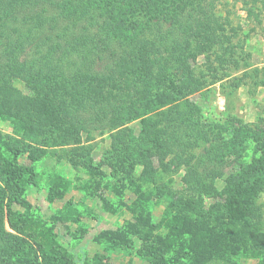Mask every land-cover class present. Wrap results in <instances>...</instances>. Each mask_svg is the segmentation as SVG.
Returning a JSON list of instances; mask_svg holds the SVG:
<instances>
[{
  "label": "trees",
  "instance_id": "trees-1",
  "mask_svg": "<svg viewBox=\"0 0 264 264\" xmlns=\"http://www.w3.org/2000/svg\"><path fill=\"white\" fill-rule=\"evenodd\" d=\"M205 1L0 0V114L2 90L11 87L12 79L21 80L33 91L27 100L32 109L22 113L25 137L33 134L43 144L49 137L55 140L51 146L73 145L68 158L76 166L88 158L78 148L82 133L90 137L94 131L115 130L154 115L173 122L168 138L158 127L160 120L146 124L137 139L127 128L112 136L111 158L122 165L131 161L132 167L143 164L145 179L153 173V154L166 144L186 148L205 144L198 155L174 153L169 161L166 151L157 155L163 172L183 167V191L178 196L166 184L157 187V198L167 195L179 214L166 221L164 237L152 238L144 246V257L153 264H172L169 258L174 254L193 264H234L230 259L241 254L258 257V264H264V219L257 206L264 192V151L246 163L237 147L235 161L241 168L225 177L232 147L223 140L222 128L204 127L198 107L189 101L203 87L190 58L213 51L215 61L224 64L222 55L229 50L216 33V24L208 23L211 4ZM216 45L223 54L214 50ZM149 102L150 110L140 111ZM252 127L242 125L235 133L240 139L251 136ZM231 140L239 146L237 139ZM23 168L13 167L12 181ZM218 179L222 187L215 186ZM5 193L0 187V264H39L37 249L46 264H71L60 257V250L54 255L52 234L40 233L33 249L4 230L3 212L9 206L3 203ZM60 194L52 191L49 201ZM205 199L216 201L205 209ZM16 203L29 207L19 198ZM67 209L68 219L73 210Z\"/></svg>",
  "mask_w": 264,
  "mask_h": 264
},
{
  "label": "rangeland",
  "instance_id": "rangeland-1",
  "mask_svg": "<svg viewBox=\"0 0 264 264\" xmlns=\"http://www.w3.org/2000/svg\"><path fill=\"white\" fill-rule=\"evenodd\" d=\"M205 2L211 4L208 23L211 22V26L216 24V33L222 45L229 50L223 54L224 50L219 49V45L214 48L227 60L224 64L215 61L213 51L190 58L189 65L203 87L189 96V101L198 107L204 127L222 128L223 140L231 145L233 154L224 172L227 177L241 168L240 163L235 161L238 159L237 147L242 152V161L246 163L253 156H263L264 0ZM201 34L207 35L202 31ZM1 96V105L4 106L0 114V187L6 190L3 203L9 202L3 212L4 230L24 239L33 249H37L40 233H43V237L52 234L55 240L54 255H57L56 249L60 250V257L70 259L71 264H153L144 257V246L152 238L164 237L168 232L166 221L179 214L170 207L171 199L167 195L157 198L156 189L166 184L179 196V191H183L181 177L184 172L183 167L177 170L174 166L161 171L156 157L162 151H166L167 161L174 153L198 155L205 144H192L188 148L169 147L166 144L158 154L152 153L153 173L145 179L143 164L132 167L131 161L128 165H122L119 160L111 158L112 136L127 128L130 136L137 139L146 124L160 120L158 127L168 138L174 124L164 122L161 116L139 117L115 130L94 131L90 137L82 133L78 148L80 154H88V158L76 166L68 158V150L73 145L51 146L50 142L54 144L55 140H49V137L44 140L49 142L47 144L40 142V138L33 134L25 137L21 121L26 116L22 113L32 109L27 100L33 96V91L27 89L24 82L12 79L11 87L2 90ZM151 103L140 111H149ZM63 117L60 115V118ZM230 124L234 126L230 127ZM242 125L253 126L251 136H241L240 139L236 135L235 129ZM232 138L240 142L239 146L237 141L231 144ZM129 152L131 154L132 151ZM84 155L81 156L84 158ZM14 166L24 168L12 181ZM223 185L222 180L215 181L216 187ZM52 191L61 194L49 201ZM18 198L29 207L16 203ZM214 201L205 199V209ZM257 206L264 219V192L259 195ZM68 207L73 210V215L67 219ZM12 224L14 227H11ZM144 236H148L147 240H143ZM40 253L37 249L38 263L46 264ZM50 257L53 258L51 254ZM258 259L240 254L230 261L234 264H258ZM169 262L193 264L175 254L170 256Z\"/></svg>",
  "mask_w": 264,
  "mask_h": 264
}]
</instances>
